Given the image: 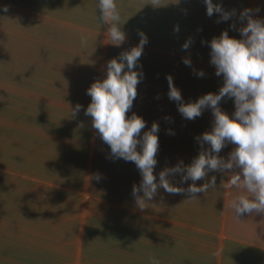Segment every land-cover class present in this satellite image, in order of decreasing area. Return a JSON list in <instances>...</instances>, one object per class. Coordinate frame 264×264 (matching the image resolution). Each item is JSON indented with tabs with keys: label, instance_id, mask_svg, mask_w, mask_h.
<instances>
[{
	"label": "crops",
	"instance_id": "obj_1",
	"mask_svg": "<svg viewBox=\"0 0 264 264\" xmlns=\"http://www.w3.org/2000/svg\"><path fill=\"white\" fill-rule=\"evenodd\" d=\"M72 1L0 0V264H94L89 259L102 256L112 261H94L122 264L127 251L120 245L103 247L106 254L90 253L82 239L96 130L85 115L92 101L87 90L106 79L108 62L137 46L143 32L148 42L135 69L143 79L127 116H141L144 129H151L152 107L138 103L152 104L146 89L153 85V56L164 57V114L176 108L179 140L187 138L180 129L199 130L196 137L201 136L212 130L211 109L185 119L169 99L167 77H173L184 103L218 94L224 79L210 63L211 40L225 30L240 39L238 29L247 23L239 19L244 9H259L253 18L264 20V0H213L228 12L236 10L219 23L221 14L209 17L204 0H116L118 23L126 33L117 45L108 36L115 22L101 19L99 0H81L78 6ZM201 70L203 77L197 75ZM220 107L231 117L234 98L225 97ZM236 147L228 143L219 155L227 159ZM212 176L215 188L195 199L187 194L165 199L164 193V264H264V213L237 217L231 204L248 195L246 190L227 187L229 174L220 172H210L197 186ZM174 178L185 189L192 183H179V174ZM135 257L128 264H143Z\"/></svg>",
	"mask_w": 264,
	"mask_h": 264
},
{
	"label": "clouds",
	"instance_id": "obj_2",
	"mask_svg": "<svg viewBox=\"0 0 264 264\" xmlns=\"http://www.w3.org/2000/svg\"><path fill=\"white\" fill-rule=\"evenodd\" d=\"M204 2L209 17L214 13L221 14L218 23L236 15V10L228 12L222 4H214L213 0ZM153 5L156 6L155 3ZM98 7L105 23L115 22L110 23L109 39L118 42L115 43L117 45L123 43L126 33L118 23L120 13L116 0H99ZM3 10L7 12L8 7L4 6ZM254 11L259 9H244L240 13V21H247L238 29L240 39L230 37L225 30L210 42V63L216 67L215 74L222 75L224 79L218 94L210 92L195 102L184 103L173 77H167L169 99L178 103V111L185 119L195 120L205 109H211L214 121L211 131L195 138L201 150L191 164L185 165L181 160L175 167H166L159 173V182L154 174L158 163L159 124L154 122L141 138L146 121L135 113L130 118L127 116L137 97V85L143 79V72L135 69L148 42L147 36L139 33V44L130 51L122 52L118 59L110 60L106 79L96 81L87 90L92 101L85 115L92 118L93 128L110 146L111 156L135 163L140 171L142 180L138 186L133 185L132 190L138 204L152 200L161 188L172 195L187 194L190 199H195L197 194L215 188L216 177L212 176L200 186L196 182L205 180L210 172H220L229 174L227 187L243 188L248 194L239 195L232 201L237 217L245 213H264V20L253 18ZM232 27L235 28V24ZM175 31H179L178 26ZM191 43L189 38L182 48L188 49ZM183 62L191 65L188 58ZM197 75L203 77L205 73L201 70ZM225 97L234 98L235 112L231 117L220 107ZM80 109L81 105H76L75 111ZM228 143L237 147L225 159L219 154ZM138 145L141 151L137 150ZM204 145L210 147L204 148ZM177 174L181 177L179 183L189 180L192 183L186 189L176 186L172 178ZM95 178L100 179L99 175Z\"/></svg>",
	"mask_w": 264,
	"mask_h": 264
},
{
	"label": "rangeland",
	"instance_id": "obj_3",
	"mask_svg": "<svg viewBox=\"0 0 264 264\" xmlns=\"http://www.w3.org/2000/svg\"><path fill=\"white\" fill-rule=\"evenodd\" d=\"M72 2L78 6L81 0ZM153 65V85L146 89L147 94L150 92L153 95L152 104L143 103L142 100L138 104L145 106L146 109L151 106L152 122L159 124L158 163L154 169L159 182V173L163 169L175 167L181 160L185 165L191 164L199 155L201 146L197 140H192L199 134V130L180 129L181 132H185L187 138L179 140L176 137L179 128L174 121L176 119L174 106L167 108L165 112V118H168L165 123H168V127L164 128V57L153 56ZM145 99L148 100L149 97ZM139 105L138 109L141 108ZM144 115L149 118L148 113ZM147 131L148 129H142L141 138ZM193 131L194 136H192ZM93 132L95 136L94 167L90 173L88 215L84 238L82 237L84 247L90 253L95 250L99 251V254H106L104 248L113 247L116 244V246L120 245L124 252L127 251L126 260L122 255V264H125L124 260L128 264V259L131 262L132 256H136L137 260L142 258L143 262L138 261L143 264H164V193L165 199L171 194L161 188L152 200H144L138 204L132 195V190L133 185L138 186L142 180L140 171L135 163L112 157L110 146L100 138L97 130ZM208 147L210 146L204 145V148ZM137 150H142L140 145L137 146ZM97 175L100 177L99 180L95 178ZM173 179L176 178H172V181ZM140 196L143 198V192ZM194 208L199 207L194 205ZM99 259L112 261L111 256L89 260L95 262L94 264H101L100 261H94Z\"/></svg>",
	"mask_w": 264,
	"mask_h": 264
}]
</instances>
